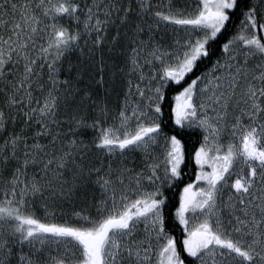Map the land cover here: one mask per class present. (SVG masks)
Masks as SVG:
<instances>
[{
  "label": "snow or ice",
  "instance_id": "1",
  "mask_svg": "<svg viewBox=\"0 0 264 264\" xmlns=\"http://www.w3.org/2000/svg\"><path fill=\"white\" fill-rule=\"evenodd\" d=\"M0 264H264V0H0Z\"/></svg>",
  "mask_w": 264,
  "mask_h": 264
},
{
  "label": "trees",
  "instance_id": "2",
  "mask_svg": "<svg viewBox=\"0 0 264 264\" xmlns=\"http://www.w3.org/2000/svg\"><path fill=\"white\" fill-rule=\"evenodd\" d=\"M222 42L219 45H216V50H215V56L213 59H215L217 56H219V49L222 47ZM210 67V64L208 65H203V68ZM175 95V93H173ZM168 110L166 109V118H167ZM166 130L169 132V134H176L178 138H182L183 142L186 145V151L190 154L193 150V148L198 147V143L200 140V134L193 133V132H187V131H180L175 127V125L169 121ZM186 166L184 169L185 175L182 181L179 182L178 186H174L171 189H166L165 194L169 198V206L166 209V213L168 214V224L170 226V231L172 232L173 235L176 236L178 242L182 241L183 238V233L182 230L179 227L173 226L174 225V213L175 209L179 206V193L182 191L183 186L186 183L192 182L194 183V174L196 172V167L194 165V162L191 160L190 155L188 158H186Z\"/></svg>",
  "mask_w": 264,
  "mask_h": 264
}]
</instances>
